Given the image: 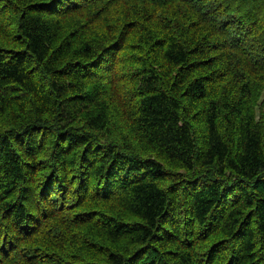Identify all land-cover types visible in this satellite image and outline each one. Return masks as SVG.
Wrapping results in <instances>:
<instances>
[{
	"label": "trees",
	"instance_id": "16d2710c",
	"mask_svg": "<svg viewBox=\"0 0 264 264\" xmlns=\"http://www.w3.org/2000/svg\"><path fill=\"white\" fill-rule=\"evenodd\" d=\"M0 264H264V0H0Z\"/></svg>",
	"mask_w": 264,
	"mask_h": 264
},
{
	"label": "bare ground",
	"instance_id": "6f19581e",
	"mask_svg": "<svg viewBox=\"0 0 264 264\" xmlns=\"http://www.w3.org/2000/svg\"><path fill=\"white\" fill-rule=\"evenodd\" d=\"M247 263V262H246Z\"/></svg>",
	"mask_w": 264,
	"mask_h": 264
}]
</instances>
